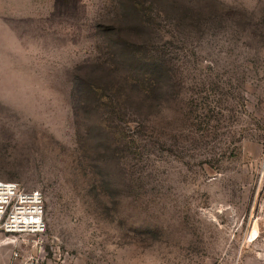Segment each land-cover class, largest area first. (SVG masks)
I'll list each match as a JSON object with an SVG mask.
<instances>
[{"label":"rangeland","instance_id":"obj_1","mask_svg":"<svg viewBox=\"0 0 264 264\" xmlns=\"http://www.w3.org/2000/svg\"><path fill=\"white\" fill-rule=\"evenodd\" d=\"M0 178L8 264H264V0H0Z\"/></svg>","mask_w":264,"mask_h":264},{"label":"built area","instance_id":"obj_2","mask_svg":"<svg viewBox=\"0 0 264 264\" xmlns=\"http://www.w3.org/2000/svg\"><path fill=\"white\" fill-rule=\"evenodd\" d=\"M43 215V196L38 189H25L17 181L0 178V232L41 234L45 230Z\"/></svg>","mask_w":264,"mask_h":264},{"label":"crops","instance_id":"obj_3","mask_svg":"<svg viewBox=\"0 0 264 264\" xmlns=\"http://www.w3.org/2000/svg\"><path fill=\"white\" fill-rule=\"evenodd\" d=\"M1 246V245H0ZM11 248L0 247V264H8V256L10 255Z\"/></svg>","mask_w":264,"mask_h":264},{"label":"trees","instance_id":"obj_4","mask_svg":"<svg viewBox=\"0 0 264 264\" xmlns=\"http://www.w3.org/2000/svg\"><path fill=\"white\" fill-rule=\"evenodd\" d=\"M118 26H119V25H118ZM141 59H142V56L140 57V61L142 62ZM157 64H158V63H157ZM139 66H140V68H144L146 65L144 66V65H141V64H140ZM153 85H154V84H153Z\"/></svg>","mask_w":264,"mask_h":264}]
</instances>
